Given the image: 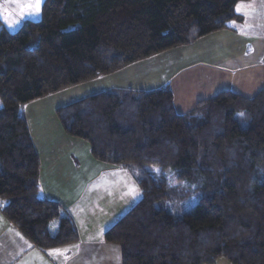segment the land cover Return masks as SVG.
<instances>
[{"label":"trees","instance_id":"1","mask_svg":"<svg viewBox=\"0 0 264 264\" xmlns=\"http://www.w3.org/2000/svg\"><path fill=\"white\" fill-rule=\"evenodd\" d=\"M247 1L44 0L41 20L14 33L0 20L7 221L40 250L79 241L69 213L40 198L24 105L230 30L236 4ZM55 116L94 160L136 174L139 201L103 235L121 264H264V91L250 99L221 92L180 115L168 86L108 89Z\"/></svg>","mask_w":264,"mask_h":264},{"label":"crops","instance_id":"2","mask_svg":"<svg viewBox=\"0 0 264 264\" xmlns=\"http://www.w3.org/2000/svg\"><path fill=\"white\" fill-rule=\"evenodd\" d=\"M238 6H240L239 10ZM234 12L237 19L231 23L230 30L216 32L199 39L190 46L173 49L174 52L181 51V56H183L184 52H190L192 47L198 46L201 49L210 41L207 46L210 47V44L213 47L217 46L213 50L214 56L229 61L234 59L231 61L233 66L228 68L219 65L210 66L204 61V55L197 54L198 60H195L191 66L180 68L168 80L156 79L155 76L165 66V63L160 66L158 56L114 73L122 79L120 83L125 87L111 89L133 90L128 84L135 80L144 84L137 91H150L168 86L173 94L174 109L180 115L189 113L198 102L211 99L221 92H231L250 99L264 91V0L240 2L236 4ZM169 52L171 50L166 53L169 54ZM144 64L149 65L141 70ZM127 70H132V72L128 73ZM166 72L168 75L172 73L171 71ZM30 134L40 162V198L50 200L47 196H43V191L46 189L57 187L60 192H63L67 198L52 201L59 203L69 213L80 237L76 244L47 251L40 250L9 223L0 210V264H120L115 260L116 250L111 249L108 243L105 244L102 240H95V238L91 240L88 233L81 231L84 229V223L91 221L88 212L91 207L83 205V199L78 202L77 206H72L76 198L70 193V189L74 187V184H77L76 189H80L84 183L89 181V179L81 178L82 171L77 170L79 163L76 156L70 153L66 156L67 162L63 165L65 168L55 169L52 164L53 154L45 156L47 153L44 152L42 156L38 152L31 130ZM71 164L75 169L70 167ZM58 170L62 175L57 173ZM99 170L93 169L89 175ZM84 189L85 187L82 188ZM95 205L98 207L97 211H103V206L93 201L92 207ZM110 256H112V261L108 263L104 257ZM216 264L229 263L219 259Z\"/></svg>","mask_w":264,"mask_h":264},{"label":"rangeland","instance_id":"3","mask_svg":"<svg viewBox=\"0 0 264 264\" xmlns=\"http://www.w3.org/2000/svg\"><path fill=\"white\" fill-rule=\"evenodd\" d=\"M21 2H23V0H21ZM43 2L44 0H41L38 13L28 14L30 10L28 8L22 9L16 0H0V20L2 21L3 26L10 33H14L19 29L25 20L36 22L40 21ZM31 11H34V9ZM208 42L206 45H203L201 49H199L198 46L192 47L190 52H184L183 56H181V51L174 52L175 50H171L169 54L165 53L159 56L160 58H157V60L160 62V66L164 63L165 66L162 71L155 76V78L168 80L180 68H186L194 64L195 60H198V57L196 56L197 54L204 55V61H206L210 66L219 65L227 68L233 66V62L231 61L234 59L229 61L225 58L220 59L214 56L213 50L217 46L213 47L210 44L209 47L207 46ZM231 55L235 57L232 53ZM142 62H137L130 66ZM148 65L149 64H144V66H141V70L143 67L146 69ZM127 71L128 73L132 72V70ZM166 71H171L172 73L168 75ZM111 75L87 81L80 85L63 90L57 94L31 102L28 104L29 106L24 105L21 108L25 118L27 119L28 126L34 135V140L36 141L39 150L38 152L42 156L44 155V152L47 153L45 156L53 154L54 160L52 164L55 169H61L62 167L65 168L63 165L67 162L66 156L70 155V153L73 154L74 157L76 156L79 163L77 170L82 171L81 178L89 179V181L84 183L80 189H76L75 186H77V184H74V187L70 189V193H72L76 198V201L73 202L72 206H77L78 202L83 199V205L86 204L88 207H91L88 210L90 214L89 216H91V221L87 224L84 223V229L81 230L79 228V231L81 230L88 233L91 240H94L95 238V240L99 239L103 242L104 233L140 199L141 194L135 179L136 174L123 167L100 163L94 160L90 155L89 145L86 141L67 137L63 133L55 116V110L59 107L66 106L72 102L95 95L107 89L125 87L120 83L122 79L119 78L117 74ZM143 85V83L137 80L128 84L129 88L133 90H140ZM1 107L2 103L0 100V108ZM70 167L75 169L73 164H71ZM93 169L100 170L90 176L89 174ZM57 173L62 175L59 170ZM150 173L157 175L159 170L150 168ZM83 187H85L84 190H82ZM43 196H47L50 200L56 201H59L62 198H67V196H64V193L60 192L57 187L44 190ZM68 198H70V196ZM93 201H95V204L97 205L101 204L103 206V211H97L98 207H96V205L92 207ZM175 208L177 213L182 211L179 209L180 204L176 205ZM104 243L106 244V242ZM108 245L111 249L116 250L115 260L117 263L120 262L121 264L119 248L113 244ZM104 260L111 263L112 256L104 257Z\"/></svg>","mask_w":264,"mask_h":264},{"label":"snow or ice","instance_id":"4","mask_svg":"<svg viewBox=\"0 0 264 264\" xmlns=\"http://www.w3.org/2000/svg\"><path fill=\"white\" fill-rule=\"evenodd\" d=\"M16 2L20 5V7L23 8H28L30 11L28 12V14H35L39 12V8H40V3L41 0H23V2H21V0H16ZM238 6V10H239ZM32 9H34V11H31ZM239 115H243L242 113Z\"/></svg>","mask_w":264,"mask_h":264}]
</instances>
